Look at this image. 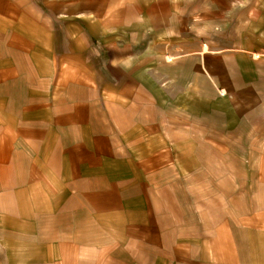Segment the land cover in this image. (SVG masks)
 I'll return each instance as SVG.
<instances>
[{
    "label": "crops",
    "instance_id": "1",
    "mask_svg": "<svg viewBox=\"0 0 264 264\" xmlns=\"http://www.w3.org/2000/svg\"><path fill=\"white\" fill-rule=\"evenodd\" d=\"M0 264H264V0H0Z\"/></svg>",
    "mask_w": 264,
    "mask_h": 264
}]
</instances>
